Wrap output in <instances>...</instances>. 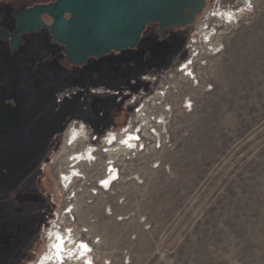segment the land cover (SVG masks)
<instances>
[{"label":"rangeland","instance_id":"374dc122","mask_svg":"<svg viewBox=\"0 0 264 264\" xmlns=\"http://www.w3.org/2000/svg\"><path fill=\"white\" fill-rule=\"evenodd\" d=\"M50 68L22 79L23 113L0 132V237L15 234L0 264H264V0H206L117 86ZM7 84L0 67V96ZM81 124L94 164L64 185Z\"/></svg>","mask_w":264,"mask_h":264},{"label":"flooded vegetation","instance_id":"af4514ba","mask_svg":"<svg viewBox=\"0 0 264 264\" xmlns=\"http://www.w3.org/2000/svg\"><path fill=\"white\" fill-rule=\"evenodd\" d=\"M53 1L55 0H0V29H4L6 33L5 38L0 37V54L2 55L0 67L6 72L8 78V88L0 96V100L6 98V102L14 104L13 97L21 98L22 110L18 118L22 115L25 106L24 97L17 94L22 79L23 81L26 79V82L30 84L31 82H40L43 71L51 66L52 77L64 85H76L75 87H82L81 89L84 91L89 90L91 85L117 86L125 81V75H129V73L134 75L131 72L140 65L165 56L166 52L178 40L179 31L187 25L168 26L161 30L158 21L150 22L145 26L135 47L110 50L100 57L89 56L82 64H73L65 59L64 45L52 40V34L47 27L19 33L17 45L13 50L11 35L17 27V20L13 12ZM64 16L68 18L69 14L65 13ZM40 18L47 25L53 20L46 13H42ZM100 103L102 100L95 97L92 105L96 106ZM13 128V125L8 129L0 128V132ZM79 128L88 134L83 124L78 127L72 126L69 133ZM60 180L62 182L61 177ZM21 194L39 193L25 192ZM6 237L9 238L5 239ZM47 237H50L49 232ZM14 238V233L0 237V247H6L7 243Z\"/></svg>","mask_w":264,"mask_h":264},{"label":"water","instance_id":"95a60500","mask_svg":"<svg viewBox=\"0 0 264 264\" xmlns=\"http://www.w3.org/2000/svg\"><path fill=\"white\" fill-rule=\"evenodd\" d=\"M201 2L203 0H55L36 4L13 12L17 27L11 35L12 49L17 45L19 33L47 27L52 40L64 45L65 59L82 64L89 56L100 57L110 50L135 47L150 22L158 21L161 30L192 23ZM42 13L53 18L50 24L41 20ZM65 13L69 14L68 18ZM0 37H6L4 29H0ZM13 102H6V98L0 100V128L8 129L17 121L22 99L13 97ZM24 196V201L38 197Z\"/></svg>","mask_w":264,"mask_h":264},{"label":"bare ground","instance_id":"6f19581e","mask_svg":"<svg viewBox=\"0 0 264 264\" xmlns=\"http://www.w3.org/2000/svg\"><path fill=\"white\" fill-rule=\"evenodd\" d=\"M205 6V0L201 2L197 10L200 12L203 7ZM223 14H227L230 16L234 15V12L231 10H225ZM229 16V17H230ZM235 16V15H234ZM196 18V17H195ZM194 22V21H193ZM207 36V35H206ZM113 134V133H112ZM131 135H126L118 144L117 149L132 147L131 144ZM113 135H107L106 139L103 143L113 141ZM67 147L68 151L64 158V164H66V169L60 170V177L62 179V183L67 185L74 177H79L80 173H82L85 169L88 170L89 167L94 164V152L97 150L94 146L90 144V139L88 134L82 128L74 129L69 133L68 140H67ZM106 145V144H104ZM110 145V143H109ZM134 145V144H133ZM107 146V145H106ZM123 146V147H122ZM103 147V146H102ZM108 147V146H107ZM115 149V148H114ZM133 149V148H132ZM102 150V149H101ZM126 150V149H125ZM116 151V150H115ZM119 151V150H118ZM128 151V150H127ZM101 152V151H100ZM108 152V151H107ZM112 153V152H111ZM110 153V154H111ZM117 154V153H116ZM61 158V157H60ZM103 161V160H102ZM107 161V160H106ZM110 161V160H109ZM59 164V163H57ZM110 164V163H109ZM60 166V165H59ZM62 166V165H61ZM108 168V167H107ZM92 172V171H91ZM110 174V172H109ZM85 179V178H84ZM109 180V179H106ZM65 236V235H64ZM60 234L57 231H54L51 234V241L49 242L50 250H48L49 254L52 253V248L55 247V242L59 244ZM58 240V241H56ZM69 239V243H71ZM61 242V239H60ZM66 248V247H65ZM68 248V247H67ZM74 248V247H73ZM61 251L62 249L59 248ZM66 251V250H65ZM69 251V250H68ZM59 252V251H58ZM67 252V251H66ZM60 253V252H59ZM69 252H67L68 254ZM74 253V251H73ZM58 254V253H57ZM62 254V253H61ZM66 254V255H67ZM64 255V254H63ZM71 255V254H70ZM49 256V255H48ZM68 257V256H67ZM47 259V258H46ZM68 260V259H67ZM55 262V260H53ZM53 263V262H52ZM48 264V263H47ZM56 264V263H55Z\"/></svg>","mask_w":264,"mask_h":264}]
</instances>
